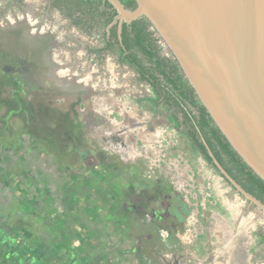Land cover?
Wrapping results in <instances>:
<instances>
[{
    "label": "rangeland",
    "instance_id": "1",
    "mask_svg": "<svg viewBox=\"0 0 264 264\" xmlns=\"http://www.w3.org/2000/svg\"><path fill=\"white\" fill-rule=\"evenodd\" d=\"M102 46L48 0H0V253L264 264V212L191 149L116 51L90 50Z\"/></svg>",
    "mask_w": 264,
    "mask_h": 264
},
{
    "label": "water",
    "instance_id": "2",
    "mask_svg": "<svg viewBox=\"0 0 264 264\" xmlns=\"http://www.w3.org/2000/svg\"><path fill=\"white\" fill-rule=\"evenodd\" d=\"M110 26L146 16L178 60L221 132L264 180V0H136ZM109 26V27H110ZM223 177L264 212V203L214 157Z\"/></svg>",
    "mask_w": 264,
    "mask_h": 264
},
{
    "label": "trees",
    "instance_id": "3",
    "mask_svg": "<svg viewBox=\"0 0 264 264\" xmlns=\"http://www.w3.org/2000/svg\"><path fill=\"white\" fill-rule=\"evenodd\" d=\"M48 1L50 6L86 34L98 33L103 46L91 47L90 50L99 56L104 51H116L121 62L132 66L140 79L151 85L153 96H148L147 99L153 106L161 105L166 110L170 123L187 139L191 149L200 153L220 173L210 153L212 152L243 188L264 203V180L242 159L221 132L173 53L170 56L161 53V36L146 16L130 23L124 21L120 32L118 23L110 26L117 15V9L109 0ZM121 1L129 9L137 6L136 0ZM263 242L264 235L258 244ZM16 249V246H12L6 250L3 244L0 263L4 258L5 264H21L20 260L24 256L17 255ZM26 249L31 252L26 257V261L30 260L28 264H37L40 249H32L30 246Z\"/></svg>",
    "mask_w": 264,
    "mask_h": 264
},
{
    "label": "built area",
    "instance_id": "4",
    "mask_svg": "<svg viewBox=\"0 0 264 264\" xmlns=\"http://www.w3.org/2000/svg\"><path fill=\"white\" fill-rule=\"evenodd\" d=\"M160 41L165 45V46H167L166 45V43L162 40V38H160ZM167 48H168V46H167ZM169 49V48H168ZM170 51V50H169ZM171 52V51H170Z\"/></svg>",
    "mask_w": 264,
    "mask_h": 264
}]
</instances>
